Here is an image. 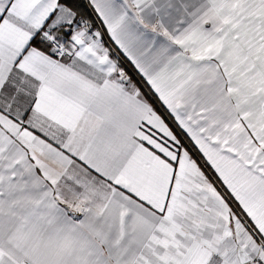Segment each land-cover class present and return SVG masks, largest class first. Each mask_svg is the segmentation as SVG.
I'll list each match as a JSON object with an SVG mask.
<instances>
[{
	"label": "snow or ice",
	"instance_id": "snow-or-ice-1",
	"mask_svg": "<svg viewBox=\"0 0 264 264\" xmlns=\"http://www.w3.org/2000/svg\"><path fill=\"white\" fill-rule=\"evenodd\" d=\"M0 264H264V0H0Z\"/></svg>",
	"mask_w": 264,
	"mask_h": 264
}]
</instances>
